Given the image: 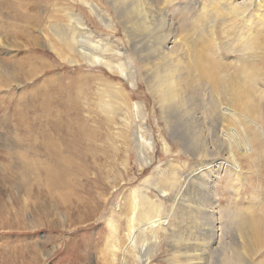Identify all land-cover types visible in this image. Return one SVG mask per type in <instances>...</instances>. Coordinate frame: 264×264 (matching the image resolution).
I'll return each mask as SVG.
<instances>
[{"label":"bare ground","instance_id":"bare-ground-1","mask_svg":"<svg viewBox=\"0 0 264 264\" xmlns=\"http://www.w3.org/2000/svg\"><path fill=\"white\" fill-rule=\"evenodd\" d=\"M10 1L12 3L6 0L5 4L8 3L18 11L19 6L35 2ZM78 1L81 14L75 19H72L74 12L68 15L70 22L75 20L77 24L52 27L58 41L79 58L70 61H80L83 67L104 66L111 73L119 74L132 87L139 75H142L150 95L158 105L157 111L160 112L169 134L175 138L177 146L195 157H207V161L176 176L182 178L179 182L174 176L170 189L179 185L176 192L173 189H161L162 196L170 202L163 212L146 192L142 191L139 197L137 193H133L129 199V212L125 217L128 226L112 246L113 264L118 261L125 264L129 262L128 257L136 260V264H147L151 260L158 243L143 234L139 221H145L147 230H160L169 239L174 237V242L170 241L173 244L172 264H180L181 261L185 264H264V201L252 200L250 209L244 211H218L214 205L215 195L209 192L211 184L221 178V171H225L226 183H240L244 186L248 182L244 166L247 169L256 168L260 165L259 161L264 166V133L260 130L264 125V114L261 113L259 103V93L264 87V71L255 65V54L264 53V0H107L113 9V15H107L102 10L99 4L102 0ZM44 2L49 4L50 1ZM89 14L93 16H88ZM11 16L16 17L14 14ZM17 16L25 20L33 17L27 12H17ZM113 19L121 25L122 32L130 40L136 58L142 64L141 72L127 60L126 49L114 50L107 40L97 37L94 28H99V22L110 28L115 23ZM233 34L241 41L240 53L248 52L252 55L245 61L239 58L236 61V67L239 68L233 66V58L228 60L232 52L227 55L229 58L226 60L220 55L225 46L222 38L229 39ZM28 38V46L34 47L37 38ZM54 50L62 55L57 48ZM114 58L119 61L114 62ZM89 77L91 76L81 78V91L85 96L82 99L78 97V111L80 115L84 113L85 118L82 119L97 118L100 107L110 120L119 118L130 121L139 157L145 161L148 151L153 149V141L143 139V133L140 134L137 127L141 129L144 123L138 126L135 121L139 118L146 119L144 105L132 103L131 95L122 84H108L107 93L99 92L98 87L93 91L90 87L88 89ZM48 89L49 86L44 89L45 95L43 94L40 105L41 110L47 114L51 112L52 101V93L50 98ZM59 89L57 90L60 92ZM202 89L209 94L206 104V101L198 97V94H202ZM91 97L98 110L88 106L87 99ZM106 97L111 101L105 100ZM75 114L79 120L80 115L78 112ZM208 118L211 120V129L209 126L208 129L213 133V137L209 139L211 141L202 137L195 138L207 125L205 123ZM44 122L41 121L36 128L32 125L29 128L41 131V145L44 148L42 154L50 161V165L43 164L44 166L38 162V169L35 168L36 172L34 171L35 178H41L42 182H35L51 193L52 189L65 187L70 174L67 165L70 160L63 153L62 142L72 154L77 152L76 145L79 146L81 137L85 134V126L77 128L75 142H71L62 135L64 124L53 120L52 129L60 133L52 136L47 129L49 126ZM71 129L74 131L72 126H66V135L72 133ZM240 134V142H235L233 135L237 137ZM24 158L21 156L22 162L33 173L28 159ZM27 173L22 172L23 183ZM62 194L67 198L65 191ZM218 216L223 220L222 227L216 221ZM208 218H212V223L208 228H202L205 224L207 226ZM191 221L196 226H201V229L209 230V235L206 236L205 233L204 237L199 234L200 236L188 238ZM177 222L183 225L185 223L187 228L172 229L177 226ZM113 224L114 231L118 232L115 220ZM216 227L217 232L221 229L222 233L212 235ZM158 238L159 235L156 237L159 242ZM209 238L210 245L205 249L201 248L207 256L200 260L201 251L198 252L200 249L196 247ZM192 240L194 244L191 243ZM118 252L123 256L122 259Z\"/></svg>","mask_w":264,"mask_h":264},{"label":"rangeland","instance_id":"rangeland-1","mask_svg":"<svg viewBox=\"0 0 264 264\" xmlns=\"http://www.w3.org/2000/svg\"><path fill=\"white\" fill-rule=\"evenodd\" d=\"M25 1L35 2L19 6L18 11L12 9L8 3L5 4L6 0H0V264H113L112 246L128 226L125 217L129 212V199L133 193H137L139 197L142 191L146 192L163 212L170 202L162 196L161 189H173L176 192L179 185L170 189L174 176L176 178L189 172L201 162L207 161V157H195L177 146L175 138L171 137L160 117L158 105L150 95L142 75H139L140 79L138 78L132 87L119 74L111 73L104 66L83 67L80 61H70L79 58L69 51L65 44L58 41L52 27L77 24L75 20L70 22L68 15L74 12L72 19H75L81 14L78 0H49V4L45 3V0ZM99 4L107 15H113V9L107 0H102ZM17 12H27L33 17L25 20L17 16ZM13 14L16 17L13 18ZM113 20L115 23L110 28L99 22V28H94L97 37L107 40L114 50L126 49L127 60L141 72L142 64L136 58L130 40L122 32L121 25ZM32 36L37 38V42L34 47H29L27 39ZM222 41L225 46L223 54H220L221 58L228 59L232 52L228 60L233 58L234 67L238 66L236 61L239 58L245 61L252 56L248 52L241 54V41L236 34L229 39L223 37ZM54 48L60 50L62 55ZM255 57L256 67L263 72L264 53H256ZM113 60L119 61L118 58ZM84 76H91L88 78V89L90 87L92 91L98 87L99 92L107 93L108 84H122L131 95L132 103L144 105L146 119L139 118L135 121L138 126L144 123L141 129L137 127L140 134L143 133V139L153 141V149L146 155L148 163L139 157L130 121L108 119L100 107L98 110L93 105L92 97L87 99L88 106L98 110L99 115L97 118L82 119L85 115H80L78 111V97L82 99L85 96L81 91V78ZM262 78L264 79V75ZM47 86L50 98L52 93L51 112L48 114L40 108ZM262 89L259 93V103L261 113L264 114V87ZM202 91L198 97L206 101V104L209 94L204 89ZM104 99L111 101L109 97ZM75 112L80 115L79 120ZM55 119L64 124L62 135L68 141L75 142V132L82 125L85 126V134L81 137L79 146H75L78 151L74 154L62 142L63 153L70 160L67 163L70 173L67 176V185L52 189L51 193H48L35 182H42L41 178H35L38 162L50 165V161L42 154L43 136L41 131L29 127L32 125L36 128L41 121H45L49 126L47 129L55 136L60 133L51 127ZM208 120L205 123L207 125L200 131L201 134L198 133L195 138L209 140L213 137L210 130L211 120ZM68 125L72 126L74 131L71 129L72 133L66 135L65 128ZM260 130L264 133V125ZM241 137L242 134L237 137L233 135L235 142L241 140ZM21 156L28 159L33 173L26 168L27 165L22 162ZM259 164L252 169L244 166L248 175V182L244 186L240 183H226L225 171H221V178L212 183V188L209 189V192L215 195L214 205L218 211H244L250 209L252 200L264 201V166L262 161H259ZM23 171L28 172L24 183L21 181ZM181 179L176 178V181ZM64 191L67 198L63 197ZM219 217L216 221L222 227L223 220ZM211 219L208 218L206 222L209 225L205 224L202 228H208L212 223ZM113 220L116 221L118 232L113 229ZM138 224L143 229V234L158 243L157 247L153 245L155 251L148 263L172 264L173 244L170 241L174 242V237L169 239L160 230H147L145 221H139ZM177 227H182V230L187 228L185 223L183 225L177 222V226L172 229ZM211 229L213 230L212 227ZM188 230L189 234L191 233L190 236L187 233L188 238L195 235L204 237L210 232L201 229L199 225L196 226L192 221ZM220 232L221 229L217 232L216 227L212 235ZM158 235L159 242L156 239ZM209 239H205L207 242L201 241L200 245H205L204 248L195 246L200 249L198 252L210 245ZM193 242L194 240L191 241ZM118 254L122 259L123 256L119 252ZM200 254V260L207 256L202 251ZM128 258L129 262L126 263L132 264L133 259ZM181 262L180 264H185L184 261ZM134 263L136 264V260ZM116 264L123 262L118 261Z\"/></svg>","mask_w":264,"mask_h":264}]
</instances>
